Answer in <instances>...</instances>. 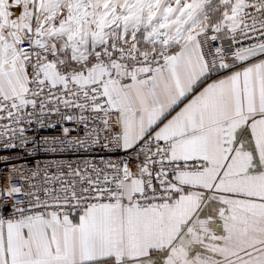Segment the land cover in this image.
Segmentation results:
<instances>
[{"label": "snow or ice", "instance_id": "1", "mask_svg": "<svg viewBox=\"0 0 264 264\" xmlns=\"http://www.w3.org/2000/svg\"><path fill=\"white\" fill-rule=\"evenodd\" d=\"M0 264H264V0H0Z\"/></svg>", "mask_w": 264, "mask_h": 264}]
</instances>
